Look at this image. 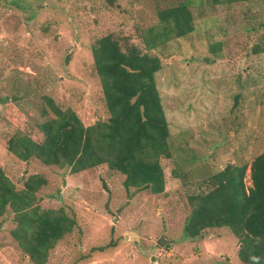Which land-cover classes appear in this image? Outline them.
I'll return each mask as SVG.
<instances>
[{
	"label": "rangeland",
	"instance_id": "1",
	"mask_svg": "<svg viewBox=\"0 0 264 264\" xmlns=\"http://www.w3.org/2000/svg\"><path fill=\"white\" fill-rule=\"evenodd\" d=\"M186 1L118 0L107 7L103 0H0V118L16 95L20 102H9L36 121L46 119L45 97L86 126L106 121L92 46L113 34L125 48H140L148 30L161 29L158 11ZM191 11L195 32L151 51L163 62L156 79L171 130L163 194L127 190L125 176L108 166L72 174L21 161L8 150L1 134L10 127L0 120V167L19 190L30 176H45L41 207L77 221L48 264H242L229 230L191 241L184 227L189 198L205 190V179L264 153V53L254 54L264 48V29L248 31L264 23V0H201ZM209 37L222 42L214 63L204 61L212 56ZM16 226L11 212L0 218V264H33L12 236Z\"/></svg>",
	"mask_w": 264,
	"mask_h": 264
},
{
	"label": "trees",
	"instance_id": "2",
	"mask_svg": "<svg viewBox=\"0 0 264 264\" xmlns=\"http://www.w3.org/2000/svg\"><path fill=\"white\" fill-rule=\"evenodd\" d=\"M103 1L107 7L118 2ZM197 1L201 2L187 0L159 10L161 29L148 30L140 48H125L113 34L95 42L91 52L109 115L106 121L86 126L75 111L63 110L45 97L46 119L40 122L14 106L20 97L7 99L0 120L10 127V133L1 134L8 150L21 161L36 159L45 166L69 168L72 174L108 166L125 176L127 190L163 194L166 176L161 161L172 158L171 130L156 79L163 62L151 51L195 32L191 8ZM241 1L248 0H212L213 5ZM263 29L264 23L248 31ZM213 38L208 39L212 56L204 57L206 63H214L213 55L222 52V42ZM261 53L264 48H254V54ZM241 99L236 97L237 104ZM203 183L205 190L189 198L193 210L185 222V237L193 241L212 230H229L241 245L237 255L242 264H264V153L251 163H230ZM47 185L45 176L32 175L19 190L0 167V218L14 215L12 236L33 264H48L52 250L77 227L76 219L64 210L41 207L38 193Z\"/></svg>",
	"mask_w": 264,
	"mask_h": 264
}]
</instances>
